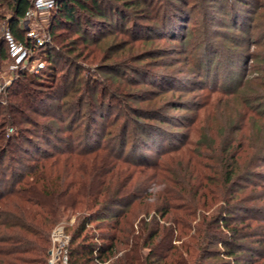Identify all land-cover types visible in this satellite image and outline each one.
I'll use <instances>...</instances> for the list:
<instances>
[{
    "label": "rangeland",
    "instance_id": "374dc122",
    "mask_svg": "<svg viewBox=\"0 0 264 264\" xmlns=\"http://www.w3.org/2000/svg\"><path fill=\"white\" fill-rule=\"evenodd\" d=\"M153 3L157 5L160 13L157 10L152 12L149 6V10L146 8L143 13L150 16L159 14V23L162 24L165 12H173V3L171 0H154ZM174 3L181 8V15L179 14L177 19L169 16L164 28L156 24L157 20L138 21L140 24L149 21L153 27H157V30L151 29L153 32L150 34L146 32L147 38L136 37L137 31L143 30L139 27L130 33L128 29L132 26V21L128 19L129 21L115 24L110 35L101 38L98 36V41L90 37L86 47L80 43L78 52L81 51V56H77L76 60L71 59L70 64L60 62L57 78L59 82L62 79L61 73H69L70 69H66L73 63H77L82 70L79 77L71 73L67 79L63 78L60 82L61 89H56L60 92L55 90L57 94L45 99L44 107L36 112H26L36 121V124L30 126L32 132H35L34 128L35 133L40 136L28 134L24 129L26 125L31 124H5L7 138L24 130L31 142L22 145L21 150L14 149L10 153V161L0 165V195L4 196L14 187L31 181V176L25 173L35 170L37 165L47 163V166H50L54 163L52 158H46L49 152L58 159L55 161L58 163L56 168L63 167L69 154H61L59 149H66L68 144L67 140H59L62 139L59 137H69L68 125H89L92 128L94 125L95 140L98 138L99 142L104 141L101 136L105 127L109 126L114 137L112 143L116 144V150H119L124 125H129L132 120L129 131L137 127L134 120L135 115L140 112L136 109H152L162 113L165 119L155 122L144 120L155 129L152 133L140 131L138 135L143 133V136H146L151 133V140L149 138L148 142L138 145L136 149L131 145L127 146L125 154L114 161L118 164L117 172L120 169L122 171V168H129L128 171L138 186L150 190L142 196V200L127 207L132 211H141L148 209V204L151 208L150 214L140 213L135 219V234L140 232L143 225L140 218L147 222L154 216L157 218L152 220L154 223L157 221L161 226L169 224L164 223L165 220L155 212V208L166 202L163 197L167 189L187 194L184 188L189 186L183 182V165L187 164L194 172L201 170V176L196 172L193 174L198 175L196 184L200 180V183L220 190L224 178L221 173L225 169L223 157L236 154L246 176L235 189H242V198L248 199L247 204L254 209L250 213H241L249 219L250 227L255 233V236L240 242L244 247L242 256L246 255V251L249 253L246 256L247 261H243L245 264H251L250 256L255 253L262 256L254 259L252 264H264V0H174ZM3 13L10 15L7 9H4ZM144 14L137 19L145 17ZM133 21L135 24L136 20ZM2 23L3 21H0V39ZM61 30L63 28L56 31L58 33ZM65 31L59 42L55 40L52 32L51 42L47 46L54 45L59 48L60 41L69 42L70 38L77 37L75 29ZM90 32L95 35L98 30L92 28ZM47 46L41 45L35 51L28 52L25 58H29V70L22 69L26 67V61H20L18 68L12 70L10 57L2 61L0 59V103L3 104L0 109L14 98L10 95V88L14 82L19 81L21 73L31 72L39 61L45 63V68L38 72L33 71L32 74L37 75L46 86L55 83L50 80L53 76L50 73ZM110 67L120 69V73L110 72ZM138 71L139 74H135ZM86 81H89V84H86ZM86 91L90 93L86 95L84 102L89 103V108L84 106L79 118L76 112L78 102L80 103ZM148 98L150 100H147ZM96 102L98 104L93 108L90 104ZM101 107L102 110L99 109ZM95 111H102L105 117L101 118L98 114L95 118ZM35 125H50L48 128L50 127L51 131L49 129L41 132L42 127L39 130L40 127ZM139 125L142 126V123ZM95 140L93 138L91 141L94 143L90 141L87 145L97 147ZM233 148L234 151L230 152ZM71 159V163L77 167L83 165V161L94 162L77 156ZM141 162L142 164H139ZM153 164L154 166H149ZM6 172L10 174L6 175ZM75 172L76 177H80L79 171ZM22 178L23 182L16 184ZM192 182L194 183V180ZM219 204L221 203H215L211 208H200L199 212L209 215ZM4 208L9 207L0 205V211ZM80 209L78 207L77 211L69 212L57 224L66 223L68 228L71 227L80 215ZM122 211L124 210L121 206L113 208L116 214ZM200 218L201 216L196 219L190 217L189 226L184 228L181 234L176 231L171 236L163 229L159 232L154 245L165 247V250L162 248V254L168 256L164 257L165 262L222 264L223 260L227 261L222 243L214 244L212 239L207 238L200 244V241L197 242L191 237L195 235V227ZM1 222L0 235L3 228ZM220 224L221 228L210 224L209 229L227 234L223 224ZM95 225L97 224H94L90 231L96 239L105 230L96 228ZM144 235H150L149 226H146ZM200 236L205 237L204 234ZM130 241L131 239L129 244L122 246L123 250L130 248ZM170 241L177 245L176 251L168 250ZM159 248L154 247V254H159ZM148 251L147 248L142 249L144 253ZM218 251H221L219 256L211 255L217 254Z\"/></svg>",
    "mask_w": 264,
    "mask_h": 264
},
{
    "label": "trees",
    "instance_id": "16d2710c",
    "mask_svg": "<svg viewBox=\"0 0 264 264\" xmlns=\"http://www.w3.org/2000/svg\"><path fill=\"white\" fill-rule=\"evenodd\" d=\"M151 2L149 0H63L61 2L59 11L54 16L51 25L54 38L59 42L61 36L66 33L65 30L70 29H75L77 37L73 39L67 36L70 38L69 42L61 43L60 41L62 45L59 43V48L54 45H46L48 47L47 58L50 61V73L53 76L50 80L55 81L53 85L46 86L37 78V75L22 72L19 81L14 82L10 88V95L14 98L10 99L7 106H2L3 109H0V134H2L0 135V165L7 160L10 161L12 158L10 153L14 149L21 150L22 145L31 142V139L26 137L24 130L7 138L4 131L5 126H7L5 124L8 122L17 125H20V123L31 124L26 125L24 129L28 131V134H33L35 137L40 136L35 133L36 129L33 128L35 132H32L30 126L36 124V121H33L26 112L29 110L36 112L44 107L45 99L60 92L57 90L61 89L60 82L63 78L67 79L72 75L71 73H74L77 77L80 76L82 68L77 63H73L70 68L67 67L66 69V71L70 69L69 73L62 72L60 75L62 79H60V82L57 80L60 62L64 61V63L68 62L70 64L71 59L76 60L77 56H81V51L78 52L80 43L86 47L90 37L97 40L98 36L101 38L104 35H110L115 24L129 20L132 21V26L128 31L131 33L136 27H139L143 30L137 31L136 37L147 38L148 36L145 37L146 32L150 34L153 32L151 29L157 30V27H153L149 21L157 20L156 24L162 25V28H164V23H166L169 16H174L173 18L177 19L178 15H181V8H178L174 0H171L173 12H165L161 24L159 23V14L150 16V14L143 13L148 6L151 11L156 12L157 5H154V0ZM30 6L31 2L29 0H0V20L4 21L9 16L8 21L12 32L17 39L24 43L28 42L26 41L25 30L20 25V20ZM4 9L9 10L10 15L4 14ZM146 10H149V8ZM157 12L160 13V10H157ZM141 14H144L145 17L140 18V20L137 19ZM133 20H136L135 24ZM144 20L149 21L145 24L138 22H144ZM60 28H63V30L57 33L56 30ZM92 28L98 30L95 35L90 32ZM123 28L124 26L122 30ZM175 33L176 31L173 32V34ZM8 58L9 54L4 39H0V59L2 61ZM110 68L112 69L109 70L110 72L120 73V69ZM135 74H139V71ZM85 83L89 84V81ZM85 93L80 99V103L78 102L79 105L76 110L79 118L82 116L83 107L89 108V103H85L84 100L90 92L86 91ZM98 99L100 103V98ZM97 104L96 102V104L92 103L90 105L95 108ZM1 105L3 104L0 103ZM99 109L102 110V107ZM136 110L140 112L135 115L134 123L137 127L129 131L133 123L132 120L129 125H124L120 136L119 150H116L117 145L112 143L114 137L109 126L105 127V132L101 136L104 141L99 142L98 138L97 141L95 140L94 125L93 128L89 125H68L69 137H59L62 138L59 140H67L66 144H68L66 149H59V153L69 154L70 156H68L63 167L56 168L58 163H55V161L58 159L54 158L53 153L49 152L46 154V158H52L54 163H51L50 166H47V163L37 165L35 170L25 173L27 176H31V181H27L23 186L14 187L6 194L3 193L4 196L0 195L1 207H9L0 211V221L3 224L2 234L0 235V264H48L53 227L69 212L77 211L78 207L81 208L78 210L80 215L71 227H67V232L71 234L68 254L69 264H174V262L164 261V257H168L162 254V248L165 250V247L159 248V245H154V241L162 229L167 230L171 236L176 231H179L180 234L183 233L184 228L189 226L188 219L190 217L196 219L198 216H201L200 222L195 227V235L191 237L196 239L197 242L200 241V244H203L207 238L212 239L211 241L214 244L222 243L223 254L227 259V261L223 260L222 264H245V261H247L246 256L249 253L246 251V255L242 256L244 247L240 242L247 237L255 236V233L250 227L249 219L241 213H250L254 209H251L247 204L249 203L248 199L244 200L242 198V189H235L241 180H245L246 176V173L241 169L236 154L223 157L225 169L221 173L224 178L221 181L220 190L210 188L203 182L200 183V180H198L197 185L195 181L198 179V175L201 176V170L200 172L196 170L195 172L198 175H193L194 170L190 169L187 164L181 166V169H183L181 171L183 182L189 186L184 188L187 194L183 195L173 188V191L167 189L163 197L166 202L161 207L157 206L155 208V212L160 214L163 221L165 220L164 223L169 224L161 226L157 221L154 223L152 220H157L154 216H151L147 222L140 218V223L143 225L140 232L135 234V219L138 218L140 213L150 214L151 208L148 204H146L148 209L144 208L141 211H132L128 208L142 200V196L144 197L150 190L138 186L128 171L129 168H122V171L120 169L117 172L118 164L114 161L125 154L127 146L131 145L133 149H136L138 145L148 142L149 138L151 140L150 134L155 128L152 125H147L148 122L144 120L155 122L165 119L159 111H153L152 109L140 111L138 108ZM68 111H70V108ZM98 114L101 118L105 117L102 111H95V118L98 117ZM140 122L142 126L139 125ZM163 123L166 124L167 122L163 121ZM35 126L40 127L39 130L42 127L41 132L49 129L51 131V128H48L50 125ZM99 126L101 128V125ZM140 131L151 133L146 134V136H143V133L138 135ZM93 138L95 143L97 142V147L94 148L90 147L92 144L87 145ZM90 143L94 142L91 141ZM86 147L88 148L85 149ZM234 149L230 152H233ZM74 156L81 157L83 160L90 159L95 163L83 161L84 164L77 167L71 163L72 159L70 160ZM139 164H142V162ZM149 166L152 167L154 164ZM74 169L79 171L80 177H76L77 172ZM9 174L10 172H6V175ZM22 182L23 178L20 181L18 180L16 184ZM10 196L14 200H11ZM203 197L204 200L202 201ZM7 199L10 201L8 202ZM214 202L221 204L209 215L199 212L200 208H211L215 205ZM119 206L124 211L114 213L113 208ZM220 223L227 230V234L224 232L216 233V231L209 229L210 224L221 228ZM94 224H97L95 225L96 228L105 230L96 239L90 231ZM146 226H149L150 231L148 237L144 235ZM202 234L205 237L202 238L200 236ZM130 239V248L123 250L122 246L129 244ZM168 246V250L176 251L178 249L177 245L172 244V242ZM154 247L160 249L159 254H154ZM146 248L149 251L147 253L142 252V249ZM120 252L122 253L120 254ZM220 253L221 251H218L217 254H210L219 256ZM260 256L262 255L252 253L250 256L251 264L255 262L254 259Z\"/></svg>",
    "mask_w": 264,
    "mask_h": 264
},
{
    "label": "built area",
    "instance_id": "2783aa9c",
    "mask_svg": "<svg viewBox=\"0 0 264 264\" xmlns=\"http://www.w3.org/2000/svg\"><path fill=\"white\" fill-rule=\"evenodd\" d=\"M31 6L20 20L21 27L25 30V37L28 43L17 39L11 30L8 21L9 16L3 21L1 28V39H4L12 70L17 69L20 61H26L24 70H29V58H25L28 52L35 51L41 45H47L52 39L51 25L54 16L58 13L63 0H29ZM2 21V20H0ZM24 58V59H23ZM31 69L38 72L45 68V63L39 61ZM2 87V85H0ZM71 235L67 232L66 223L57 224L51 232V247L49 250L48 264H69V244Z\"/></svg>",
    "mask_w": 264,
    "mask_h": 264
}]
</instances>
